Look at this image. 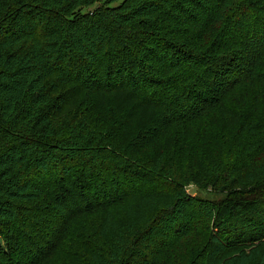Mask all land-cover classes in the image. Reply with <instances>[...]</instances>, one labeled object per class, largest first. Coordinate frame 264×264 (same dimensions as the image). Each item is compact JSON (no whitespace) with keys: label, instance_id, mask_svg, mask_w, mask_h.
Instances as JSON below:
<instances>
[{"label":"trees","instance_id":"obj_1","mask_svg":"<svg viewBox=\"0 0 264 264\" xmlns=\"http://www.w3.org/2000/svg\"><path fill=\"white\" fill-rule=\"evenodd\" d=\"M0 238V264H264V0H0Z\"/></svg>","mask_w":264,"mask_h":264},{"label":"rangeland","instance_id":"obj_2","mask_svg":"<svg viewBox=\"0 0 264 264\" xmlns=\"http://www.w3.org/2000/svg\"><path fill=\"white\" fill-rule=\"evenodd\" d=\"M116 5L118 3H115ZM189 191L190 193L194 194V195H200L202 197L205 198H209V199H216L219 198V196L217 194H215L211 189H206V188H197L196 186H190L189 187ZM4 241L0 238V244L3 245Z\"/></svg>","mask_w":264,"mask_h":264}]
</instances>
